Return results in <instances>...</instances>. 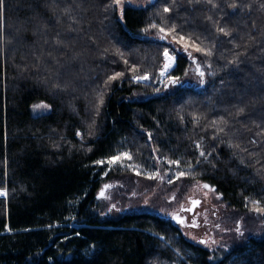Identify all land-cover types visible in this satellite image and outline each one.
Here are the masks:
<instances>
[{
	"label": "trees",
	"instance_id": "1",
	"mask_svg": "<svg viewBox=\"0 0 264 264\" xmlns=\"http://www.w3.org/2000/svg\"><path fill=\"white\" fill-rule=\"evenodd\" d=\"M139 1L124 5L120 21L119 9L105 12L109 0H6L0 264H264V216L252 210L254 200L264 207V0H213L218 8ZM233 2L240 7L230 8ZM153 22L166 30L175 24L177 39L192 34L213 55L189 46V58L182 45L169 43L172 35L161 41L158 28L141 31ZM165 47L177 61L161 78ZM237 53H244L239 65L229 64ZM116 72L124 76L112 82L95 115L94 89ZM145 74L147 80L132 79ZM169 75L181 82L170 84ZM56 83L60 89H53ZM36 101L50 110L33 114ZM240 107L245 112L237 115ZM228 141L240 148L229 149ZM197 143L212 152L209 162ZM121 153L131 159L107 163ZM179 171L186 175L178 177ZM153 173L155 182L172 186L178 178L212 186L232 220L248 222L243 236L209 248L153 210L134 209L132 202L118 208L99 198L105 185L131 191L136 179Z\"/></svg>",
	"mask_w": 264,
	"mask_h": 264
},
{
	"label": "rangeland",
	"instance_id": "2",
	"mask_svg": "<svg viewBox=\"0 0 264 264\" xmlns=\"http://www.w3.org/2000/svg\"><path fill=\"white\" fill-rule=\"evenodd\" d=\"M130 4L138 6L141 5L142 2L133 0V3ZM196 65L199 66L198 64ZM200 70H202L201 67ZM164 76L160 74V77L164 78ZM41 102L43 101H36L34 104ZM176 181V184L172 186L162 183L163 181L155 182L154 179L138 178L134 186L131 187V191L124 188V186L122 187L123 189L117 190L111 185L106 189L105 187L102 188L107 199L102 197L99 198L103 199V201L108 200L110 203L113 201L118 208L132 202L134 209L153 210L164 218H172L173 214L183 217L185 224H176L183 235L187 239L197 243H199L198 241L200 239L207 240L208 244L204 246L209 248L224 247V245L228 246V244L234 240V236L238 234L234 231L237 222L240 224L241 232L249 225L247 224L248 222L246 223L244 221V218L232 220L229 216V209L221 202V199H217L219 194L203 187L206 183L197 181L188 183L184 182L181 178H178ZM211 188L213 187L211 186ZM206 193L207 195H205ZM174 194L175 199H173ZM194 198H200V204L194 208L193 213L189 214L187 209L190 201L192 202ZM146 200L147 204L145 203ZM248 220H252L251 216L248 217ZM192 221L196 222V227L190 226ZM174 222L176 223V221ZM216 224L220 225L219 229L215 227ZM192 237L196 239L194 240ZM212 240H215L216 243L213 244L211 242Z\"/></svg>",
	"mask_w": 264,
	"mask_h": 264
},
{
	"label": "snow or ice",
	"instance_id": "3",
	"mask_svg": "<svg viewBox=\"0 0 264 264\" xmlns=\"http://www.w3.org/2000/svg\"><path fill=\"white\" fill-rule=\"evenodd\" d=\"M149 3H151V0H148ZM207 3V4H210L212 8H218L219 5L214 3L213 0H189V4L190 5H195V4H199V3ZM130 3H133V0H109V3L105 4V12H109V10H111L112 13H115V11L117 9H119L120 11V21H124L125 19V15H124V5L125 4H130ZM173 4H175V0H173ZM6 0H0V41H2L4 39V28H5V12H6ZM230 8H232L233 10L237 9L238 7H240V5H238L236 2H233L232 4L229 5ZM244 7H248L249 9L251 8V5H244ZM261 7L264 8V4H261ZM67 9H65V12L67 13ZM163 11L165 13H168L170 11V8L169 7H164ZM209 19H211V17H209ZM75 22V21H73ZM255 23H253V28H255ZM158 28V33H157V38L161 41L167 39V37L169 35H172L173 39L171 41H169V43H176V44H180L182 45V48H183V51L185 52H188V56L189 58L192 57V53L188 51L189 49V46H191L194 51L196 52H202L204 55L206 56H209L211 57L213 55V51L211 48H204V47H201L200 45L203 44V41H200V44H197L195 41L192 40V34H189V36L186 37L184 35H180L179 38L177 39L176 38V29H177V26L175 24H173L171 26V28L169 29H165L164 27H158V25L156 23H150L148 25V27L142 29L141 31L145 34H147L149 32V29H157ZM216 31L217 33H221L223 34L224 36L226 37H230L232 35V31L233 30H230L226 27H217L216 28ZM250 39H253V37H249ZM196 40H200L199 37H196ZM59 43V41L57 42ZM238 46V45H237ZM212 47H215V45H213ZM107 51V50H105ZM118 54L120 56H123V53L122 52H118ZM241 55H244V53H237L236 57L230 61H228L229 64H232V65H239L240 63V60H239V56ZM163 57H164V63H163V71H161V76H164L169 69H172L175 64H176V61H177V57L175 55V53L173 52L172 54H170V51L167 47L164 48V52H163ZM124 63L127 65L128 64V61L125 60ZM193 63H195V60H193ZM209 67H211V65H209ZM133 72H135V68L132 69ZM199 77H200V83L203 84L204 83V75L205 73L203 71L200 70V67L198 66L197 69H196ZM212 75H214V73H210ZM185 75H187V72H185ZM124 76V73H121V72H116L115 74L113 75H110L107 80L104 81V85L103 87H98L97 89H94V92H95V104H94V111H95V115H99L100 112H101V109H102V106L104 105L105 103V95L107 94V90L110 89L111 87V84L113 81H116L117 79L119 78H122ZM134 81H140V80H147L148 79V76L145 74L143 76H136L134 75L133 78H132ZM168 79H169V83L170 84H178L180 83V78L178 77H172L171 75L168 76ZM167 86V85H166ZM53 89H60V84L59 83H56L53 85ZM159 91V89L157 90ZM51 108V106L47 103H38V104H34L32 106V111L33 113H44V112H47L49 111ZM245 112V108L243 107H240L238 108L237 110V115H242L244 114ZM195 119V118H194ZM218 122L217 121H212V124L213 125H216ZM219 123L221 124H226L227 122L224 121L223 119H221L219 121ZM93 124H95V120H93ZM89 127H92V125H89ZM225 131V128H218L217 129V132H224ZM76 135L79 137L81 136V133L79 131H77ZM149 136H151V134H149ZM213 139H217V136H213ZM221 143H225L224 141H221ZM252 143H255V141H252ZM227 147L229 149H232V148H240V145L239 144H233L231 141H228L227 142ZM196 148L199 151V156L203 158V161L204 162H209V157L212 155V152H205L204 150H202V145L200 143H197L196 144ZM88 152H91L92 149L91 148H88L87 149ZM155 151V150H154ZM213 151H215V149H213ZM241 151H247V149H241ZM122 157H125V158H128V159H131V156L128 154V153H121L119 155H116V156H112V157H109L108 160H107V163L109 165H112V164H115L117 163L118 161L121 160ZM170 164H179V161L178 160H170L168 161ZM197 164L201 163V160L198 158L197 159ZM96 164H103L104 161L102 160H98L95 162ZM241 163H244L243 160H241ZM189 168H192L193 165L191 163H189L188 165ZM140 173L137 172V175H139ZM158 173H153V174H150L148 176V179H155L157 177ZM186 173L183 172V171H179L177 173V176L178 177H182V176H185ZM169 183H172V180L169 179L168 181ZM105 189L107 187H109L108 185H105L104 186ZM203 187L205 189H210L211 191H215L214 188H211V186H209L208 184H204ZM6 195V191L3 190V189H0V196H5ZM207 195V193L205 194ZM99 196L102 197V198H105L107 199V197L105 196L104 194V191L102 190L100 193H99ZM221 197L218 195L217 196V199H220ZM173 199H175V194L173 195ZM247 199V198H246ZM145 203L147 204V200L145 201ZM200 202L198 200H195L193 199L192 200V204L193 205H198ZM252 204H253V208L252 210L255 211L256 213L264 216V207H261L260 206V201H252ZM113 207H115L113 205ZM192 209H187V211H191ZM109 211H111V209H109ZM215 214V213H213ZM101 215H103V213H101ZM172 219L176 220L177 223H180V224H183L184 223V220L178 216V215H172ZM192 227H196V222L195 221H192L191 225ZM216 228H220V225L219 224H216L215 225ZM234 231L236 233H238L240 236H243V232H241V229H240V224L239 222H237V225L234 229ZM79 235V233H77ZM161 240L164 239V237H160ZM192 239H196L195 237H192ZM200 244L202 245H207L208 244V241L207 240H204V239H200L198 241ZM213 244L216 243L215 240H212L211 241ZM211 259V257H209Z\"/></svg>",
	"mask_w": 264,
	"mask_h": 264
},
{
	"label": "flooded vegetation",
	"instance_id": "4",
	"mask_svg": "<svg viewBox=\"0 0 264 264\" xmlns=\"http://www.w3.org/2000/svg\"><path fill=\"white\" fill-rule=\"evenodd\" d=\"M197 199H199L198 201L200 202L201 199H200V198H197ZM191 200H192V199H191ZM191 203H192V202L190 201L188 209H192V210H191V211H188L189 214L193 213L194 208L197 206V205H194L193 207H190ZM199 204H200V203H199ZM199 204H198V205H199ZM166 218H167V217H166ZM181 218L184 220L183 217H181ZM167 219H171L173 222L176 221V220L172 219L171 217H168ZM174 223H175V222H174ZM175 224H177V222H176ZM178 224H180V223H178ZM183 224H185V220H184V223H183ZM180 225H182V224H180Z\"/></svg>",
	"mask_w": 264,
	"mask_h": 264
},
{
	"label": "water",
	"instance_id": "5",
	"mask_svg": "<svg viewBox=\"0 0 264 264\" xmlns=\"http://www.w3.org/2000/svg\"><path fill=\"white\" fill-rule=\"evenodd\" d=\"M198 67V66H197ZM195 200H199V199H195ZM194 205L191 203L190 207H193Z\"/></svg>",
	"mask_w": 264,
	"mask_h": 264
}]
</instances>
